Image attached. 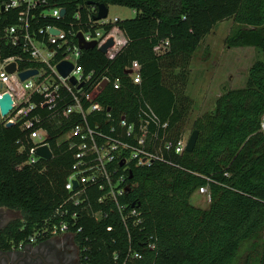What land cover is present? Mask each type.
I'll return each instance as SVG.
<instances>
[{
	"label": "trees",
	"instance_id": "16d2710c",
	"mask_svg": "<svg viewBox=\"0 0 264 264\" xmlns=\"http://www.w3.org/2000/svg\"><path fill=\"white\" fill-rule=\"evenodd\" d=\"M53 3L68 13L79 4L95 10L104 4L135 11L134 17L115 25L126 41L113 58L93 48L83 51L80 63L86 71L95 69L121 78L120 91L108 86L101 96L106 109L133 120L143 96L163 120H169L175 137H180L191 103L175 92L170 71L186 68L204 37L217 23L228 19H232L233 27L226 38L227 46L258 50L260 58L248 69L245 87L226 90L211 111L194 119L191 130H198V139L191 152L172 156L178 167L160 162L150 167L133 166L129 179L133 186L121 202L134 203L141 212V225L131 231L134 251L145 255L139 264H238L242 245L259 239L261 249L251 264H264V0ZM15 16V11L0 14L1 33L4 26L14 23ZM164 40L169 41V49L157 54L154 47ZM0 48V58L19 53L8 46ZM135 60L141 64L139 85L125 75L126 67ZM41 114L45 117L43 127L50 133L53 157L32 165L26 163L32 147L29 130H22L19 124L0 123V207L20 213L5 231L15 245L28 242L66 197L64 184L73 151L66 144H57V139L70 123L59 128L48 119L46 110ZM204 185L209 187L210 203L207 208L196 207L190 199ZM80 225L82 231L75 240L81 248L86 247L80 252L82 264H121L129 240L114 210L100 221L85 216ZM108 226H112L111 231ZM148 241L156 244L155 250H148ZM115 254L120 261L114 260Z\"/></svg>",
	"mask_w": 264,
	"mask_h": 264
},
{
	"label": "built area",
	"instance_id": "2783aa9c",
	"mask_svg": "<svg viewBox=\"0 0 264 264\" xmlns=\"http://www.w3.org/2000/svg\"><path fill=\"white\" fill-rule=\"evenodd\" d=\"M55 1L0 2V14L16 12L14 23L4 26L0 32V47L8 46L19 52L0 58V100L5 94L11 98L9 112L1 117L5 126L19 124L22 130H29L32 147L26 163L32 165L45 160L34 151L43 145L50 148V133L43 127L42 110L48 112V119L59 128L70 123L68 130L61 131L57 139V144H66L73 151L72 165L64 184L66 197L53 216L28 237V242L68 234L77 243L75 237L82 231L80 221L85 216L100 221L114 210L129 240L121 264H139L145 255L134 251L131 231L141 225V212L121 202L133 186L129 183L132 167H150L155 162L178 167L172 156L186 151L187 139L175 137L169 120H163L143 96L139 97L138 113L133 120L105 108L101 96L108 86L114 92L120 91L121 78H113L107 72L97 73L95 69L86 71L80 63L84 50L80 48L78 35L81 34L86 42L95 41L97 49L113 37L115 43L105 53L111 59L119 50L114 31L120 19L116 17L111 21L107 14L96 20L94 12L97 14L98 10L83 4L77 5L71 13L65 9V14L61 15L64 7L54 4ZM107 25L113 26L107 31ZM53 29L58 33H53ZM168 49V40L154 47L157 54ZM62 61L73 65L67 76L57 68ZM12 63H15V72L9 73L6 68ZM31 69H36L37 73L22 80L20 73ZM125 75L133 84H141V64L133 61L126 67ZM261 130H264V117ZM196 191L206 195L209 187L204 185ZM107 230L111 231L112 226ZM145 244L148 250L156 249L155 243ZM85 249L79 248L80 252ZM114 260L120 261L118 254L114 255Z\"/></svg>",
	"mask_w": 264,
	"mask_h": 264
},
{
	"label": "rangeland",
	"instance_id": "374dc122",
	"mask_svg": "<svg viewBox=\"0 0 264 264\" xmlns=\"http://www.w3.org/2000/svg\"><path fill=\"white\" fill-rule=\"evenodd\" d=\"M135 14L131 8L110 5L107 18L111 21L116 17L124 20L134 17ZM232 27V19L217 23L201 41L188 66L182 70L170 71L172 72L170 79L175 92L178 96L187 98L191 103L180 134L181 138L185 140H188L192 133L194 119L203 112L211 111L220 95L226 90L245 87L248 69L260 58V53L255 47L227 46L226 38ZM114 34L118 46H123L126 41L124 34L116 29ZM2 121L0 113V123ZM190 203L196 207L207 208L210 203V195H202L195 191ZM263 235L261 234V237ZM254 244L257 245L255 248ZM261 244L262 239L256 243L253 240L245 242L239 253L238 264H251L253 258L260 252Z\"/></svg>",
	"mask_w": 264,
	"mask_h": 264
},
{
	"label": "flooded vegetation",
	"instance_id": "af4514ba",
	"mask_svg": "<svg viewBox=\"0 0 264 264\" xmlns=\"http://www.w3.org/2000/svg\"><path fill=\"white\" fill-rule=\"evenodd\" d=\"M19 217V212L0 207V264H82L79 246L68 234L22 245L8 240L5 231Z\"/></svg>",
	"mask_w": 264,
	"mask_h": 264
},
{
	"label": "water",
	"instance_id": "95a60500",
	"mask_svg": "<svg viewBox=\"0 0 264 264\" xmlns=\"http://www.w3.org/2000/svg\"><path fill=\"white\" fill-rule=\"evenodd\" d=\"M65 11H66L65 8L61 9V11H60L61 15H64ZM107 14H108L107 6L104 4H99L98 5V13L95 16V19L96 20L103 19L107 16ZM52 32L56 33V34L58 33V31L54 30V29L52 30ZM78 38H79V44H80L81 49L88 50V49L95 48V46H96L95 41L86 42L83 39L81 34L78 35ZM114 43H115V41H114L113 37H110L98 49H99V51H101L102 53L105 54L107 52L108 48L113 46ZM57 68L63 76H67V74L72 70L73 65L68 61H62L58 64ZM6 69L9 73L15 72V63L10 64L9 66H7ZM36 73H37L36 69H31V70L21 72L20 77L22 80H25L28 77H30ZM71 81H72V83H75L74 79H72ZM105 84H106V82L103 83V85H105ZM0 87L2 88V86H0ZM10 104H11L10 96L8 94L3 95L2 99L0 100V112L3 116H5L9 112ZM11 125H12L11 123H8L6 126H11ZM198 133H199L198 130H194L190 134V136L187 140L186 148H185V150L187 152H191L194 149L196 142H197V139H198ZM34 153H35V155H37V156H39L45 160H50L53 157V153L47 145H43V146L36 148ZM129 176H130V178L132 177V172L130 173ZM133 206H134V203H133Z\"/></svg>",
	"mask_w": 264,
	"mask_h": 264
}]
</instances>
